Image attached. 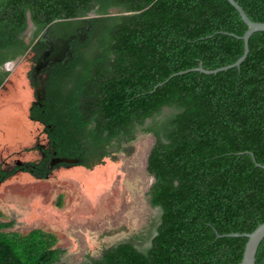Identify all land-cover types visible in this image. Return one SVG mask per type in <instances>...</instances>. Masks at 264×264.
<instances>
[{
  "label": "trees",
  "instance_id": "16d2710c",
  "mask_svg": "<svg viewBox=\"0 0 264 264\" xmlns=\"http://www.w3.org/2000/svg\"><path fill=\"white\" fill-rule=\"evenodd\" d=\"M235 1L264 23V0ZM77 17L90 27L70 43L71 59L43 78L29 73L30 119L47 145L16 169L37 179L61 166L91 170L151 134L156 219L84 264H238L247 238L228 235L264 223V32L249 38L239 68L204 74L194 69L243 55L247 26L226 0H0V88L6 64L31 53L35 65L46 26ZM16 169L0 168V181ZM12 226L0 221V264H62L54 233ZM255 259L264 264V239Z\"/></svg>",
  "mask_w": 264,
  "mask_h": 264
},
{
  "label": "rangeland",
  "instance_id": "374dc122",
  "mask_svg": "<svg viewBox=\"0 0 264 264\" xmlns=\"http://www.w3.org/2000/svg\"><path fill=\"white\" fill-rule=\"evenodd\" d=\"M31 58L29 53L8 63L9 76L0 88V168L10 173L19 164L40 161L37 148L47 145L43 126L30 119ZM153 144L151 134L139 132L91 170L61 166L45 179L16 169L0 181V221L13 223L9 231L54 233L62 264L98 258L103 250L147 233L158 215L149 204L153 178L146 170Z\"/></svg>",
  "mask_w": 264,
  "mask_h": 264
},
{
  "label": "water",
  "instance_id": "95a60500",
  "mask_svg": "<svg viewBox=\"0 0 264 264\" xmlns=\"http://www.w3.org/2000/svg\"><path fill=\"white\" fill-rule=\"evenodd\" d=\"M226 1L237 11L241 20L247 26V30L240 37L243 41V55L234 64L213 71H207L201 67L194 69L204 74H216L231 68H239L241 63L247 58L249 52V38L254 33L264 32V23L251 21L235 0ZM89 27L88 17L55 20L46 26L37 38V42L46 44L47 46L36 61L33 68V74L36 75L37 78H41L43 76V72L53 64L67 63L72 56L70 43L73 40H83L85 38V31H87ZM7 67L8 64L5 65V68ZM37 84L40 85L41 82L38 80ZM250 155L252 156V154ZM228 236L247 238L242 260L238 264H256V252L259 244L264 239V223L258 225L251 233H232Z\"/></svg>",
  "mask_w": 264,
  "mask_h": 264
},
{
  "label": "flooded vegetation",
  "instance_id": "af4514ba",
  "mask_svg": "<svg viewBox=\"0 0 264 264\" xmlns=\"http://www.w3.org/2000/svg\"><path fill=\"white\" fill-rule=\"evenodd\" d=\"M33 68H34V66H33ZM33 71V70H32ZM35 77H36V75H34ZM44 76V75H43ZM43 76L41 77V78H43ZM38 78H40V77H38Z\"/></svg>",
  "mask_w": 264,
  "mask_h": 264
},
{
  "label": "bare ground",
  "instance_id": "6f19581e",
  "mask_svg": "<svg viewBox=\"0 0 264 264\" xmlns=\"http://www.w3.org/2000/svg\"><path fill=\"white\" fill-rule=\"evenodd\" d=\"M111 173H112V171H111ZM108 174V173H107ZM98 180V179H97ZM92 188V187H91Z\"/></svg>",
  "mask_w": 264,
  "mask_h": 264
}]
</instances>
